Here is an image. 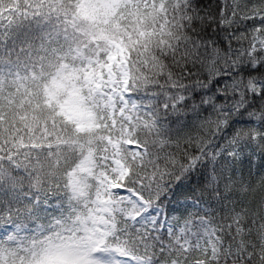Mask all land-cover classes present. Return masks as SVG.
<instances>
[{"label":"snow or ice","instance_id":"6c2138e0","mask_svg":"<svg viewBox=\"0 0 264 264\" xmlns=\"http://www.w3.org/2000/svg\"><path fill=\"white\" fill-rule=\"evenodd\" d=\"M0 264H264V0H0Z\"/></svg>","mask_w":264,"mask_h":264}]
</instances>
